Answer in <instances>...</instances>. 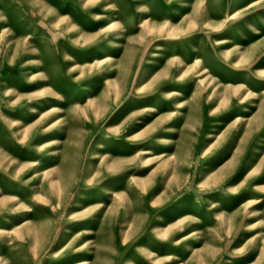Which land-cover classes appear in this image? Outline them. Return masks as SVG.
Wrapping results in <instances>:
<instances>
[{
    "label": "rangeland",
    "instance_id": "rangeland-1",
    "mask_svg": "<svg viewBox=\"0 0 264 264\" xmlns=\"http://www.w3.org/2000/svg\"><path fill=\"white\" fill-rule=\"evenodd\" d=\"M0 264H264V0H0Z\"/></svg>",
    "mask_w": 264,
    "mask_h": 264
},
{
    "label": "bare ground",
    "instance_id": "bare-ground-1",
    "mask_svg": "<svg viewBox=\"0 0 264 264\" xmlns=\"http://www.w3.org/2000/svg\"><path fill=\"white\" fill-rule=\"evenodd\" d=\"M149 26V25H148ZM197 63H199V62H197ZM28 224V222H26V223H24V224H22L21 226H25V225H27Z\"/></svg>",
    "mask_w": 264,
    "mask_h": 264
}]
</instances>
